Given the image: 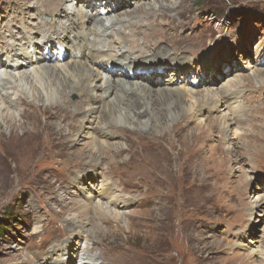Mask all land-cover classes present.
Returning <instances> with one entry per match:
<instances>
[{
	"label": "rangeland",
	"instance_id": "1",
	"mask_svg": "<svg viewBox=\"0 0 264 264\" xmlns=\"http://www.w3.org/2000/svg\"><path fill=\"white\" fill-rule=\"evenodd\" d=\"M63 1L0 0V36L4 34L8 46L23 53L25 50L18 46V42L36 39L37 43L44 36L53 35L56 29L62 33L66 10L76 22L73 35L90 29L102 30L98 20L82 21L79 9L97 17L104 14L103 1H92L89 8L83 0H65L66 10L54 14L51 10L52 15L37 14L34 7L36 3L53 6L55 2L61 4ZM171 4L178 8L177 11L158 12L160 5ZM123 6L114 14L97 19H105L104 25L108 26L126 11L141 12L140 15L153 8L157 11L145 16L142 27L136 30L133 28L124 32L117 26L112 33L101 36L96 46L100 52L113 54L112 49L115 48L118 55L124 53L132 60L145 59L130 48L138 45L136 51H150L149 46L155 45L158 39L163 40L161 47L171 53L188 51L185 53L188 59L192 58L191 51L198 53L203 49L205 52L192 61L186 75L176 76L169 68L166 74L161 71L163 81L158 82L160 86L152 84L157 83V77L147 83L137 77L130 80L125 78L127 73L115 65H110L115 67L114 73L113 68H105L108 59L100 58L104 66L101 69L98 64L97 67H90L89 60L84 58L82 63H86L90 72L100 68L97 70H100L103 81H98V85L111 78L112 87L119 90L125 87L114 82L116 80L129 84L143 83L150 87L151 91L146 95L150 102L148 110L147 107L142 109L146 111L147 118L134 121L132 118L137 114L125 110L123 106L124 110L121 109L117 115L121 119L115 122L116 126L110 124L114 122L108 120V115L103 117V102H92L80 94L70 95V92L61 98H49L46 80L37 76L30 85L19 83L20 75L35 76L36 65L21 67L19 72L11 71L17 81L13 87L0 82V264H45L47 253L60 244L62 248L52 252L53 257L48 264H59L58 260L62 259L66 264H264L260 257V253H264V211H252L256 199L264 197V138L253 141L257 148L248 145L251 150L245 148L248 143L240 137L244 130L264 132V83L247 82L237 89L240 93L231 98L229 103L233 111L245 107L251 112L242 126L233 122L228 110L216 112L213 106L199 107L196 100L187 96L192 91L203 96L205 91L211 90V93L218 92V97L211 100H219L230 77L252 76L254 71L264 70V0H128ZM22 11L29 16L26 27L20 25L22 19L25 21ZM147 23L153 24L148 26ZM10 28L18 32L13 39L9 37ZM73 35L69 37L74 39ZM123 39L125 43L120 48L113 47L119 42L108 43L113 40L121 43ZM141 42L147 44L140 48L138 43ZM35 43L36 52H39L40 46ZM154 50L158 51V48ZM26 52L34 54L32 47ZM120 57L116 59L123 61ZM7 59L4 64L8 67L17 64L14 63L15 57H11L10 63ZM160 59H153L150 63H157ZM66 62L72 63L70 56ZM49 64L53 65L46 63L44 66ZM228 64L235 65L236 69L230 70ZM140 66L149 67L145 63ZM5 71L10 70H0V79L4 81ZM215 73L217 76L223 73L224 76L213 84ZM195 77L200 81L197 86L192 85ZM172 79L175 86L170 87L167 82ZM163 90H168L172 97L183 99L186 109H180L179 105L159 109L155 99L170 96L160 94ZM37 91L42 93L43 100H36ZM98 95L102 93L98 92ZM19 97L35 104L25 110L26 105L18 104ZM113 99L114 96L110 95L108 101L113 103ZM9 100L15 108L8 104ZM51 101H62L71 112L93 107L94 118L88 120L84 111L77 115L84 128L76 137H68L64 134L73 133L69 132V127L60 124L59 117L54 116L57 110L45 109L44 105ZM227 105L223 101L221 106L226 108ZM161 109L163 115L167 114L166 120L158 119L156 110ZM7 113L16 115L15 123H24L21 124L22 129L31 134L22 145L14 140L15 137L12 138L13 127L2 117ZM226 116L230 121L224 125L221 119ZM147 120L149 123L146 126L144 122ZM106 121L110 125L111 137L98 134ZM60 125L64 127L63 134L59 131ZM222 127L229 130L225 136L217 131ZM23 130L16 129L20 136ZM88 131L90 136H80ZM129 132L134 134L128 135ZM92 136L98 139L96 142L102 149L99 153L102 165L85 170L81 168V163L90 161L92 154L96 153V150H91L94 144ZM76 138V142H68V139ZM149 138H156L157 141L151 142ZM107 146L112 148L104 152ZM118 147L124 148L125 153L117 155ZM224 154L227 156L223 157ZM236 157L243 162H234ZM87 174H94L97 178L84 180V177L81 181L80 177ZM74 181L78 184L74 185ZM103 184L115 188L113 197L119 204L122 203L118 200L119 195L130 200L129 205L119 209L123 208L126 223L113 220L110 216L105 217L111 219L108 222L104 216L94 214V203ZM84 202H90L84 204L89 211L87 215L79 213V204ZM70 221L75 224L90 221L91 224L85 226L82 237H79L68 234L72 231ZM94 231H99L94 237L96 239H89ZM93 239L100 243L95 246L96 258L90 257V253L87 256L84 254L85 249L93 247ZM100 250L111 260L99 259Z\"/></svg>",
	"mask_w": 264,
	"mask_h": 264
},
{
	"label": "bare ground",
	"instance_id": "2",
	"mask_svg": "<svg viewBox=\"0 0 264 264\" xmlns=\"http://www.w3.org/2000/svg\"><path fill=\"white\" fill-rule=\"evenodd\" d=\"M92 1H96L97 3H100L103 1L102 5H105V6L103 7L104 10L103 9H101V10L104 11V14L98 15L97 17H95L92 13L85 12L82 9H79V11L81 13L80 18L82 21H84L85 19H89L92 21H93V19L98 20L97 23L100 24L101 26H103L102 30L100 31L98 28L95 27L96 30H94V31L91 29L90 30L88 29L89 31L86 30L87 32L86 31L84 33L82 32V34L75 33L74 35L72 33V29H73V25H75L76 22L71 19V16L69 15L70 13H68L66 8L64 7L66 4L65 0L61 4H59V2L58 3L55 2L53 6H50L49 4L48 5H44V4L37 5V3H36L34 7L36 8L35 10H36L37 14L40 13V14L52 15V13L50 12L51 10L53 11V14L55 12H61L62 13L66 10L65 16L63 17L64 18L63 23L65 22L63 24V28H62L63 32L61 33L60 31H58L56 29L55 33L54 32L52 33L53 35L44 36L43 40L39 41V42L36 41L37 43H35L36 39L32 40L31 42H23V41L18 42L19 43L18 46H22L25 50V52L23 51V53H19L16 48L12 49L11 46H8V44H9L8 40L4 37L5 35L2 34V37L0 36V42H1L0 49L2 50V51H0V70L2 69L4 71V69H7V71L8 70H10V71L4 72V73H6L4 75V78H6V80L4 81V80L0 79V82L1 83L5 82L6 86L9 85V86L13 87L17 83V81H16L15 77H13V75H11L12 73L10 74L11 71L17 70V72H19L21 67L28 66L29 64L36 65V66H38L37 67L38 70H37V72H35L36 73V74H34L35 76L31 77V75H22V76L20 75L19 83L22 82V83L28 85L29 83L32 84L33 79L42 78L43 80H46V82H47L46 84H48V87H47L48 89L46 88V93H47V95H49V98L53 97V96L61 98V96H63L65 93L70 92V95H72L71 93L80 94L82 97H87V100H91L92 102H96V103L97 102L98 103L103 102L104 103L106 101L104 104L102 103V106L104 108L103 117H106V115H108V120L110 122H114V123H110V124H114L115 126H116L115 122L117 120L121 119V116H117V115L121 109L124 110L122 108L123 106L126 107L125 110H129V112L133 111L135 114H137L132 118L134 121H139V122L144 121L148 115L146 114V111L144 112L142 109L144 107H147L146 110H148V107L150 104V102L147 100V97H146L147 93H149L151 91L149 89L150 88L149 85L147 87V85H143V83L142 84H140V83L134 84V82H133V84H129V83H126L125 81H120V80L117 81L116 80L114 82H118L125 87L124 90H119L115 87H112L111 78L106 79L105 84L98 85L97 84L98 81H103V77L100 73V70L98 71L97 69H100V68L104 69L102 62H100V58H104L105 60L108 59V61H107L108 63L105 64V68H107L108 66L111 67L110 65H115L119 70H125L124 68H126L127 72L130 71L133 73H137L136 77L139 78V80L144 82V83L145 82L147 83V81L153 82V79L155 77H157L160 79V81H159V79H157V81H155L157 83L156 84L152 83V84L154 86H156V85L160 86V83H158V82L163 81L162 80L163 76L160 75L161 71H163L166 74V72L168 71L167 69L169 68V69H171V71L174 75L176 74V76L177 75H186L189 71L188 66L190 64H192L193 60H197L199 57H201L205 51H203V49H200L202 51H200L198 53L197 52L194 53L193 51H191L192 58L188 59L185 57V53L188 51H180V52L171 53L170 50L161 47L163 40L158 39V42L155 45L149 46L150 51H143L142 53H140L139 51H136V49L138 48V45L137 46L135 45L134 48H130V50L132 52L137 53L140 58H145L147 60H145V59L132 60L127 56L125 57L124 53H121L120 55H118L117 54L118 52L117 53L115 52V48L112 49L113 54H112V52L104 54L103 52H100L101 50H98L99 48L96 49L97 42H98V40L101 39V36L104 37V36L108 35L110 32L112 33V30L117 28V26L119 27L120 30L123 29L124 32H126L128 29L130 30L133 28H135V30H136V29L142 27V23H143L142 20L145 18V16L147 17L149 15V13H152V11H154V10H155L154 12H156L157 10H156V8H153L149 12H146V13L144 12L143 15H140L141 12L136 13L132 10L126 11L123 15H120L117 18L115 23H111L110 25L106 26V25H104L105 19H97V18H99L101 16L108 17L111 14H114V12L119 10V8L124 7L123 6L124 3L127 2L128 0H83V4H87L89 6V8H91L92 7ZM22 4L24 6L27 5L26 2H22ZM118 5H119V7H118ZM27 6L30 7L29 5H27ZM79 7H81V5ZM47 8H49V10L46 11ZM98 8H100V6ZM177 9L178 8L174 4L173 5L172 4L171 5H165V6L160 5L158 12H162V13L175 12V11H177ZM80 13H78V14H80ZM137 14H138V16H137ZM21 16H23L25 21L22 19V23L20 25H22L23 27L28 26L27 25V21L29 20L28 14H26V12L22 11ZM133 17H135V18H133ZM38 19H39V17H38ZM131 19H136V21L135 20L132 21ZM152 24L153 23H147L146 25L151 26ZM38 27H40V26H38ZM8 32H9V37L12 39L16 37V34H18V32L15 31L13 28L8 29ZM37 35H41V33H37ZM69 35H73L74 39L70 38ZM89 36L94 37L95 39L93 40L92 38H89ZM96 38H97V40H96ZM124 41L125 40L123 39V41L121 40V43H120V41L113 40L112 42H108V43L111 44L113 42H119L118 45H114L113 47L117 46L118 48H120L121 46L124 45V43H125ZM34 43L39 44V46H40L39 52H36L38 49H36L34 47V45H33ZM56 43H57V45H56ZM138 44H141L140 45V48H141V46L147 44V42H141ZM31 47L36 50L33 55L26 52V49L29 50ZM154 48H158V51L154 50ZM206 49H208V48H206ZM146 52L148 53L146 56H149V58H146V56H145ZM142 54H144V56H142ZM59 56H64L66 59L70 56L72 63H70V62L65 63L66 60L64 62L60 63L59 59H58ZM118 56H121L120 58L123 59V61L116 59V58H118ZM6 57H8V59H7L8 62L10 61L11 57H15L16 58L15 62L14 61L13 62L17 63V64L16 65L13 64L12 67H11V65H9V67H8L7 65L4 64V61H6ZM84 58L89 60L90 67H92V66L97 67V64H98V66L100 68L95 69L94 72H90V68L87 65H85L86 63H82V60H84ZM153 59H160V61L157 63H155V62L150 63L151 61H153ZM114 61H116V62H114ZM43 63L44 64L52 63L53 65L49 64L47 66H44ZM142 63H145V65L149 66V67L140 66ZM55 64H56V66H54ZM228 66L230 67V70L232 69V71L236 69L235 65H233V64H228ZM236 73L238 74V73H242V72H236ZM242 74H244V73H242ZM222 76H224L223 73L219 74V76H217L215 73V75L212 78L213 84L218 83L220 80V77H222ZM236 77L237 78H231V77L229 78L228 77L229 78L227 80L228 83L226 85H224V87H226V88H224V91L221 93V99H219V100H211L213 98L215 99L218 97V92L214 91L215 93H213V92L211 93L210 92L211 90L205 91L203 96H199V94L195 93L194 91H192L191 94L188 93L187 96H189L190 99L196 100V103H198L199 107L202 106L204 108V107L213 106L216 109V112H218V111L221 112L222 110H220V109L228 110L233 122L242 126L244 124V119L247 116H250L251 112L249 110H247L245 107L241 108L240 107L241 105L239 106L240 108L237 111H233L231 109V107H233V106L229 102H230L231 98L234 95H236L237 92H239V91H237V89L241 88L242 86H245L247 82H250V81L255 82L256 81L258 83H264V70L254 71L252 76H243V77L236 76ZM125 78H129L128 74L125 75ZM37 81H39V80H37ZM174 82H175L174 79H172V80H169L167 82V84L170 87H172V86H175ZM164 84H166V83L164 82ZM164 84H163V86H165ZM42 85H44V84H42ZM52 87H54L55 90H54V88L52 90ZM227 88L230 90L231 89L235 90V91H232V90L229 91V90H227ZM215 90H218V88ZM173 91H175L177 93L179 92L178 90H173ZM39 92L40 91H37V96H36L37 101L43 100L42 93H39ZM51 92H54V93H51ZM98 92L102 93V95L99 96ZM164 93H165V95L167 94L170 96H168L167 99H165L163 97L165 100L164 99L161 100L159 98L155 99V102H156L155 105H157L159 109L165 108L166 106L171 107V106H177V105L180 106V109H183V110L186 109L185 101H183V99H181L179 97H175V96L172 97L173 95L170 94L168 90H163V91H161L160 94H164ZM110 95H113L115 98V100L113 99L114 100L113 103L108 101ZM148 98H150V95H148ZM171 98L173 99L172 101H170ZM2 99H3V101H6L5 100L6 98L4 99L2 97ZM10 101H12V100H9L8 104H10L11 107L15 108V106ZM17 101H18V104H20V105H26L25 110L28 108H31L32 105L35 104L32 102H29L24 97H19ZM151 101H153V100L151 99ZM223 101L225 104H228L226 106V108H222V106H221ZM118 103L121 106H119ZM195 105H197V104H195ZM44 106H45V109L55 108V110H57L56 113H54V116L59 117L58 120L61 121L60 124H63V125H66L67 127H69V132L73 133V134H71V133L67 132L64 135H67L68 137L72 136V138L76 137L75 135H77V133L80 132L79 130L84 128L83 125L77 120V118H76L77 115H80V113L82 114V112L84 111V116L87 117L88 120L94 118L93 114H94L95 108H93V107L89 108V110H86L83 107L82 109L76 110V112H71V110L68 111V108H67L68 105L66 106L62 101H57V102L51 101L48 105L46 104ZM224 106L225 105H223V107ZM189 108H191V106ZM235 108H233V109H235ZM191 109H193V108H191ZM161 111H162V109L156 110L157 115L159 117L158 119L166 120L167 114L163 115ZM188 112H190V109ZM134 113L132 115H134ZM130 115H131V113H130ZM2 117L4 119H6L10 123V125L13 127L12 132H13L14 136L13 135H11V136H12V138L15 137L14 140L16 142H20L19 145H22L23 141L29 140V138L31 137V134L29 135L28 132L26 133L21 127L24 123H21V122H19V124L15 123L16 115L11 114V113H7V114L2 115ZM216 117H218V116L216 115ZM221 121H224V125H225V124H228V121H230V120L226 116L223 119H221ZM91 122H92V120H91ZM107 122L108 121L104 122L105 124H102L103 126H102V128H100L101 130L99 129L100 130V133H98L99 136L111 137L112 133L109 131L110 125ZM144 123L147 126L149 123V120H147ZM165 124L166 123H164V125ZM63 128H64L63 126H61V125L59 126V131L61 134L64 133ZM244 128H247V127H244ZM16 129L23 130L21 136L18 135ZM53 131H55L54 128H53ZM217 131H218V133L225 136L226 134H228L229 130H228V128L226 129V128L222 127V128H218ZM244 132L245 133L240 134V137L245 139L246 142L248 143L246 145L247 147L245 146L246 149L251 148L248 145H252L253 148H257L256 145L253 144V141H257V140L260 141L259 137L264 138V132L263 133H254V132H251L249 130H244ZM118 133L121 134V132L119 130H118ZM90 134L91 133L88 131L87 134L81 133L80 136H82L83 138H86L87 136H90ZM132 134H134V133H130V132L128 133V135H132ZM149 139L151 142L157 141L156 138H149ZM92 140H93L94 144L92 145L91 150H96L95 151L96 153L92 154L90 161H88L86 163H81L82 164L81 168L85 169V170L88 168H97L99 165H102L101 157L99 154V153H102V149L100 147H98V144L96 142L98 139H96L92 136ZM76 141H77V138H76V140H73V139L69 140L68 139V142L74 143ZM261 142H263V140ZM22 147H24V145ZM109 148H112V147L107 146L106 150H104V152H106ZM145 149L147 150L148 148H145ZM251 150H253V149L251 148ZM124 153H125L124 148H120V147L117 148V150H116L117 155H122ZM226 156H227L226 154L223 155V157H226ZM229 160L231 161L232 158H230ZM251 161L252 160H250V162ZM223 162H226V161H223ZM234 162L239 163V162H243V160L240 157H236V160ZM69 163H71V162H69ZM90 177L97 178L96 176H94V174H93V176L92 175L88 176V174H87V176L83 175V177H80V180L83 181L81 178H84V180H85V179L90 178ZM77 180L79 181V179H77ZM96 182H98V181H96ZM102 182H104V180ZM108 183H109V181H108ZM76 184H78V182L74 183V185H76ZM114 193H115V188L113 186H111L109 184H103L101 191L97 195L98 200L96 203H94L96 205V207L94 206V208H95L94 214L99 215V216H104V218L110 216V218L113 217V220H116V221L122 222V223H126L125 218L127 216H124L125 213L123 212V208L121 209V211L119 209H120V207H125L126 204L129 205L130 200L127 199L126 197H123L122 195H119L118 200H120L123 203V205H122V203L119 204V202L116 201L113 197ZM88 201H90V199H88ZM90 202H84L83 204H79V213L80 214H85V215L89 214V211L87 210L88 208L84 204L88 205V203H90ZM263 202H264V197L263 198L258 197L254 203V206L252 207V211L253 212L254 211H264V203ZM252 211H251V213H252ZM110 218L109 219L105 218V219H106V221L108 220V222H111ZM257 221H259V219ZM88 224L90 225L91 222L90 221H85V222L82 221V222H80V224L79 223L75 224L74 221H70V226H72V231L68 232V234L73 233V235H75V236L82 237V234L84 233L83 231L86 228L85 226ZM96 228L97 227L95 226V229ZM100 229H101V227L99 228V230ZM102 229H104V228H102ZM77 230H79V231H77ZM98 233H99V231H96V232L94 231L92 233L93 236L91 235L92 237L89 235L91 238L88 236L89 239L96 237L98 235ZM67 239H71V237H67ZM94 239H96V238H94ZM94 239L92 242L93 247L87 248L84 250L85 256H87L88 253H90L89 254L90 257L96 258L94 252L97 250V248H95V246H96V243H99V242L95 241ZM58 248L61 249L62 245L60 244L59 246H54V248L47 253L48 256L46 259H44L45 264L46 263L48 264V260H50L53 257L52 252H57ZM70 252H72V251H70ZM66 253H67V251H66ZM260 257H261V261H264V253H260ZM99 259H106V261L111 260L107 256V254L102 250H100ZM62 260H58V261H60L59 264H66ZM84 260L88 261L87 259H84ZM55 262H57V260Z\"/></svg>",
	"mask_w": 264,
	"mask_h": 264
},
{
	"label": "trees",
	"instance_id": "3",
	"mask_svg": "<svg viewBox=\"0 0 264 264\" xmlns=\"http://www.w3.org/2000/svg\"><path fill=\"white\" fill-rule=\"evenodd\" d=\"M2 225V222H0V226Z\"/></svg>",
	"mask_w": 264,
	"mask_h": 264
}]
</instances>
